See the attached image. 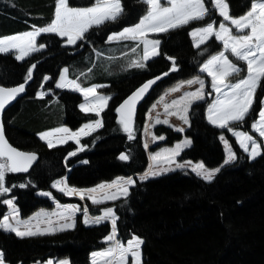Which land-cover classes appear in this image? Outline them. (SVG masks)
I'll list each match as a JSON object with an SVG mask.
<instances>
[{
  "label": "trees",
  "instance_id": "1",
  "mask_svg": "<svg viewBox=\"0 0 264 264\" xmlns=\"http://www.w3.org/2000/svg\"><path fill=\"white\" fill-rule=\"evenodd\" d=\"M94 2L69 0L71 7H88ZM227 3L229 14L235 18L250 7V0H227ZM121 4L123 13L117 21L90 28L75 45H65V39L57 34L43 33L37 37V43L46 47L23 61L16 60L14 52L0 53L2 86L24 82L27 69L36 65L25 95L4 111L3 125L12 146L37 156L27 172L6 173V186L16 187L0 195V218L6 210L2 201L7 197L15 198L22 217L40 208H51L46 197L36 194L39 190H48L60 202H84L90 215L113 207L118 217L117 239L126 241L135 235L144 240L142 264H264V155L250 159L227 129L209 122L207 109L212 101V95H208L211 90L206 91L204 100L190 106L189 123L183 132L165 125L155 126L154 133L164 139L152 147L171 146L186 137L191 144L182 149L178 161L203 162L208 169H214L225 160L219 138L224 135L237 159L225 165L211 183L187 168H180L136 180L127 197L99 205L87 199L65 197L50 187L53 180L63 176L69 186L88 188L143 172L148 157L141 145V131L148 106L167 87L198 76L201 64L223 49V44L213 37L199 48L191 43V29L213 18L219 19L211 9L212 0H205L209 15L158 34L159 55L146 61L143 69L129 67L133 60H140L141 45L133 40L108 41V35L137 23L147 5L142 0H121ZM54 7L55 0H0V37L22 33L33 26H47L53 18ZM227 56L242 69L230 78L242 77L245 63L230 53ZM173 62L176 70L170 71ZM62 67H66L68 77L77 80L82 87L104 85L100 91L111 99L99 115L79 109V93L54 87ZM162 72L168 75L139 106L133 121L134 138L129 140L119 123L116 107L138 85ZM45 76L50 79L43 81ZM40 88L51 92L38 97ZM263 95L264 81L256 90L252 110L243 122L230 125L233 129L250 131L261 109ZM98 117L103 127L81 137L79 144L86 147L74 156L69 157L68 153L77 149L76 143L68 141L48 148L37 136L62 125L77 129ZM121 153L127 154L129 159L120 160ZM20 184L27 186L21 188ZM110 228L108 221L84 225L78 215L73 228L52 234L21 238L0 229V251L5 254L6 264H32L47 258L67 259L69 264H90L91 252L105 247L104 237Z\"/></svg>",
  "mask_w": 264,
  "mask_h": 264
},
{
  "label": "snow or ice",
  "instance_id": "2",
  "mask_svg": "<svg viewBox=\"0 0 264 264\" xmlns=\"http://www.w3.org/2000/svg\"><path fill=\"white\" fill-rule=\"evenodd\" d=\"M146 3V14L142 16L137 24L131 27H125L118 33H112L108 36V41L113 40H139L143 43V55L140 60H133L129 67L145 68L146 61L159 55L158 47L159 40H148L147 34L149 32L164 33L170 29H175L183 25L189 24L191 21H198L204 19L210 13V9L205 6V0H166L168 6H164L161 0H142ZM212 6L219 11V15L223 17V21H230L233 27H229L223 21L219 23L218 28L215 22L207 23L202 28H196L191 33L193 36H199L195 46L197 48L204 44L211 37L223 42L224 49L234 56L238 61L246 63V75L235 83L229 81L230 77L242 71L237 64L228 59L225 51L219 52L207 60L201 71L207 72L211 77V88L217 94L216 99L208 106V120L221 129H227L232 132L237 138V142L245 153L249 154L250 159H255L258 156L264 155V150L261 149V143L257 142V138L243 131H233L230 126L233 123L243 122L252 110L255 102L256 90L264 81V0H250L249 10L234 18L229 14V4L227 0H212ZM123 7L121 0H95L94 4L89 7H71L69 0H55L54 15L47 26L35 27L33 30L23 34L12 35L7 38L0 39V53L8 54L15 53V59L18 61L25 60L26 57L32 53L39 52L46 47L44 44H37V37L43 33H53L60 37H66L65 43L68 45H75L78 40L84 38V34L92 27H99L108 22H115L122 15ZM233 28L236 33L233 34ZM133 52L136 48L132 49ZM169 60L174 58L168 57ZM36 67L32 64L27 69V74L24 77V82L14 87L0 86V112L5 107L16 99L18 95L25 91L27 83L32 79L33 69ZM175 63L170 71H175ZM91 71V69H89ZM68 69L65 68L61 73L60 80L56 83L57 88H71L75 91H80L85 98L93 97L94 101L91 105L81 104L80 109L86 113L94 112L100 114L107 106V101L111 97L98 96L96 92L97 86L82 88L77 80H67L66 74ZM164 76L168 73H163ZM50 77L45 76L44 80H49ZM161 79L160 76L144 83L140 88L133 92L123 103L116 109L120 113L121 118L119 123L123 126V131L128 134V139L131 140L133 136V121L135 115V106L144 95L148 92L150 87ZM184 83L189 85L198 83L199 88L196 91L185 92L178 100H173L171 105L165 104L167 111L171 106H176V112H168V115H177L184 123H188V109L194 101L203 100L205 98L204 81L196 77ZM170 91H178V88H172ZM46 95L44 92H37L38 97ZM208 95H212L211 92ZM163 99V98H162ZM180 105H183L181 110ZM261 109L258 113V119L255 120L251 127L255 132L259 133L260 138H264V100L261 101ZM153 108L156 107L154 104ZM181 111L183 114H181ZM156 123L168 124L169 121L164 119L161 121L156 119ZM103 127L102 120H95L83 125L80 129L72 132L68 128H58L52 131L38 134L41 140L46 141L48 148L56 147L57 144L67 143L69 140H75L77 144L80 142L81 136L91 135L96 129ZM177 131H183L182 128H177ZM56 134H62L57 137L55 143L53 137ZM154 140H163L164 137H154ZM225 150L227 153L226 159L223 163L214 169H208L203 162L191 165V162H185L191 165V170L204 181L211 183L216 174L221 169L237 159L236 153L232 150L229 141L221 136ZM191 144L190 140H184L177 143L173 148L163 150L167 153L164 156L169 163H172L176 156L180 154L184 147ZM86 147V146H83ZM83 147L77 148L76 151L68 153V156L76 155V152L83 151ZM147 147V144H145ZM162 153H155L152 156L153 160L160 159ZM37 159L35 153H25L17 150L9 144L5 132L4 125L0 122V195L10 193L13 187L6 186V173L27 172L29 167ZM67 159V158H66ZM120 160H128L129 156L121 153ZM177 168H184L185 164H176ZM172 169L163 168L159 171L149 170L139 177L140 180H146L149 177L161 175ZM30 183V182H29ZM136 181L132 177L121 178L118 177L110 184H100L90 189H77L69 187L66 180H57L52 187L57 189L67 196H79L81 200L87 198L91 200L92 204L99 205L104 201H115L120 197H127L129 195V186H132ZM26 184H20L19 187L24 188ZM115 191H110L111 189ZM97 193L102 195L97 198ZM44 196L52 197L51 192L41 193ZM54 199V197H52ZM14 197L11 199H4L2 203L7 205L10 212L4 214L0 218V229L6 232H13L18 237H31L36 235L52 234L57 231H63L73 228L74 221L72 217L77 212H82L83 222L85 224H100L104 221H110L111 232L104 237L110 246L101 252H93L92 264H98L97 257L103 258L105 264H142V245L144 240L138 236L133 235L126 242L117 239V220L115 209L107 207L103 209V214L100 216L89 217V209L87 206L81 208L79 205L68 204L59 205L62 211L53 212L51 215L57 216L65 222L59 227L54 226L53 220L45 214L44 219H40V213L29 217L28 220H21L19 218V210L14 203ZM43 213V210H41ZM35 220V224L32 221ZM15 221V223H13ZM46 225L41 227V225ZM23 225V230H21ZM0 264H6L5 254L0 251ZM40 264V262H37ZM46 264H54L53 260L49 259ZM59 264H69L67 260L59 261Z\"/></svg>",
  "mask_w": 264,
  "mask_h": 264
},
{
  "label": "rangeland",
  "instance_id": "3",
  "mask_svg": "<svg viewBox=\"0 0 264 264\" xmlns=\"http://www.w3.org/2000/svg\"><path fill=\"white\" fill-rule=\"evenodd\" d=\"M161 3L162 4H164V6H168L167 5V3H166V0H161ZM92 6V5H91ZM89 7V6H88ZM211 9H213L214 11H215V13L219 16V19L216 21L215 20V18H213V19H211L208 23H210V22H215V26L218 28V26H219V23L221 22V21H223V17H221L220 15H219V11L218 10H216V9H214L213 8V6H212V8ZM146 14V11H145V13L142 15V16H144ZM245 14V13H244ZM141 16V17H142ZM140 17V18H141ZM235 18V17H234ZM236 18H238V17H236ZM140 20V19H139ZM139 20H138V22H139ZM137 22V23H138ZM225 24H227L229 27H233L232 25H231V22L230 21H223ZM137 23H135V24H137ZM135 24H133V25H130V26H126V27H131V26H134ZM204 26H206V24L205 25H203V26H200V27H195V28H193V29H191L190 30V32H189V36H190V38H191V43L193 44V46H195V44H196V41L199 39V36H193L191 33L193 32V30L194 29H196V28H202V27H204ZM125 28V27H124ZM31 30H33V29H31ZM31 30H28V31H31ZM123 30V28L122 29H120L119 31H115V32H112V33H118V32H120V31H122ZM28 31H25V32H28ZM25 32H22V33H15V34H11V35H6V36H1L0 37V39H2V38H7V37H10V36H12V35H16V34H23V33H25ZM112 33H110L109 35H111ZM158 34H161V33H156V32H149L148 34H147V39L148 40H159L158 38H157V35ZM233 34H238V33H236V31H235V29L233 28ZM59 36V35H58ZM60 37V36H59ZM61 38H64L65 40H64V44L65 45H68V44H66L65 43V41H66V37H61ZM212 38V37H211ZM213 38H215V37H213ZM140 45H141V53H140V56H142L143 55V43L141 42V41H139V40H136ZM217 41H219V40H217ZM222 44H223V42L222 41H220ZM38 44V43H37ZM39 45V44H38ZM160 45V44H159ZM221 51H225V54L227 55V53H229V52H227L225 49H224V47H223V49L221 50ZM220 51V52H221ZM219 52H217V53H215V54H212L211 56H209L202 64H201V66H200V68H199V72H200V74L198 75V76H194V77H192V78H189V79H186V80H182V81H178V82H176L174 85H171V86H169V87H167L165 90H163L157 97H156V99L148 106V108H147V111H146V113H145V121H144V123H143V126H142V131H141V145H142V147L145 149V151H146V153H147V157H148V164H147V166H146V168H145V170L143 171V172H140V173H137L136 175H134V176H129V177H132L135 181L136 180H140L139 179V177L141 176V175H143L145 172H147V171H149V170H153V171H159V170H161V169H163V168H170V169H172V170H175V169H180V168H177L176 167V164H185V167L184 168H187V169H189V170H191V165H195V164H197V163H199V162H192V161H189V160H185V161H178V156H176L175 157V159H174V161L172 162V163H169L168 161H167V159H165L164 158V156H166L167 155V153H164L163 152V150H165V149H170V148H173L177 143H181L182 141H184V140H189L188 138H186V137H183L181 140H179V141H177V142H175L173 145H171V146H161V147H155V148H153L152 149V147H154L159 141H161V140H159V139H156V140H154L153 138L154 137H160L159 135H156L155 133H154V127L155 126H157V125H165V126H168V127H170L171 129H173V130H175V131H177L176 129L177 128H182L183 129V131H184V129L188 126V123H189V120H188V123L186 124V123H184V121L183 120H181L177 115H168V112H176L177 111V107L176 106H171L167 111L165 110V107H164V105L165 104H168V105H171L172 104V101L173 100H178L180 97H182L183 95H184V93L185 92H192V91H196V89H198L199 88V84L198 83H195V84H191V85H189V84H187V83H184V82H186V81H188V80H192V79H194V78H196V77H199V79H201V80H203L204 81V84H205V87H204V92H205V95H206V91L207 90H211V92H212V101H211V103L216 99V96H217V94L215 93V91L211 88V77L207 74V72H203V71H201V68H202V66H203V64L207 61V60H209L212 56H214V55H217ZM229 59V58H228ZM230 60V59H229ZM244 62V61H243ZM245 63V62H244ZM65 69V67H63L62 69H61V72H60V75H59V77L57 78V80H56V82H55V84H54V87L55 88H57L56 87V83L60 80V76H61V73L63 72V70ZM245 74H246V63H245ZM245 76V75H244ZM66 77H67V80H73V79H70L68 76H67V74H66ZM239 79H242L241 77L240 78H237V79H231V78H229V81L231 82V83H235V82H237ZM43 81H44V79H43ZM93 85H95V86H97V88H96V92H97V95L98 96H107V97H110V95H108V94H106V93H104V92H101L100 91V88L102 87V86H104L103 84H93ZM93 85H90V86H87V87H92ZM206 86H208V89H207V87ZM82 87V86H81ZM87 87H82V88H87ZM172 88H178V91H175V92H172V91H170V89H172ZM57 89H67V90H71V91H75V90H72L71 88H57ZM38 92H44V93H46V94H50V90H45V89H42V88H40L39 90H38ZM75 92H77V93H79L80 94V96H81V101H80V103L78 104V107H79V109H80V105L81 104H89V105H91L92 103H93V101H94V98L93 97H88L87 99L85 98V96H84V94L82 93V92H80V91H75ZM206 97V96H205ZM163 98V99H162ZM205 99V98H204ZM203 99V100H204ZM263 100H264V96H263ZM199 101H201V100H199ZM108 102V101H107ZM194 102H197V101H194ZM193 102V103H194ZM192 103V104H193ZM210 103V104H211ZM156 105V107L155 108H153L152 106L153 105ZM191 104V105H192ZM180 108H181V110H182V108H183V105H180ZM189 109H190V107H189ZM189 109H188V112H189ZM81 110V109H80ZM82 111V110H81ZM92 113H94V112H92ZM181 114H183L182 113V111H181ZM187 117H188V113H187ZM207 117H208V109H207ZM157 118H159L161 121H163L164 119H167L168 121H169V123L168 124H164V123H156V119ZM97 119H99V120H101V117L99 118H97ZM97 119H95V120H97ZM258 119V117L255 119V120H257ZM95 120H92V121H95ZM254 120V121H255ZM92 121H87V122H85V123H83L81 126H79L77 129H70L69 127H67V126H65V125H62V126H59V127H56V128H53V129H49V130H46V131H42V132H40V133H44V132H48V131H52V130H54V129H58V128H68L69 130H71L72 132H75V131H77L78 129H80L83 125H85V124H88V123H90V122H92ZM253 121V122H254ZM210 122V121H209ZM252 122V123H253ZM211 123V122H210ZM252 123H251V125H252ZM212 124V123H211ZM216 126V125H215ZM183 131H181V132H183ZM233 131H243V130H241V129H233ZM243 132H246V131H243ZM40 133H38V134H40ZM230 134H232L233 135V133L232 132H229ZM247 133H249L250 135H253L255 138H257V142L258 143H261V149H264V138H260L259 137V133L258 132H255L253 129H252V127L250 126V131L249 132H247ZM37 134V136L39 137V135ZM60 135H62V134H56L52 139H53V142L55 143V141H56V139H57V137L58 136H60ZM221 136H224V135H220L219 136V138L221 137ZM234 136V135H233ZM81 137H83V136H81ZM80 137V138H81ZM40 138V137H39ZM234 138H235V140L237 141V138L234 136ZM44 143H46V141H44V140H42ZM69 141H72V142H74V143H76V141L75 140H69ZM220 141H221V144H222V146H223V148H224V151H225V159H226V156H227V153H226V150H225V146H224V143H223V141L220 139ZM65 144V143H64ZM145 144H147V147H145ZM237 144L239 145V143L237 142ZM46 145H47V143H46ZM57 145H62V144H57ZM76 145H77V148H80V147H82L80 144H77L76 143ZM240 146V145H239ZM185 148V147H184ZM183 148V149H184ZM241 148V147H240ZM242 149V148H241ZM243 150V149H242ZM76 151V150H75ZM74 152V151H73ZM155 153H162V157L160 158V159H157V160H153L152 159V156H153V154H155ZM247 155H248V157H249V154L248 153H246ZM185 162H191V165H188V164H186ZM171 171V170H170ZM192 171V170H191ZM193 172V171H192ZM165 173V172H164ZM194 173V172H193ZM195 174V173H194ZM118 178V177H117ZM117 178H115V179H113V180H111V181H109V182H102V183H99V184H97V185H100V184H110L112 181H114V180H116ZM121 178H127V177H121ZM149 178H151V177H149ZM57 180H65V176H63V177H61V178H58V179H55V180H53L52 182H51V184H50V187L52 188V189H54V190H56V191H58L57 189H55V188H53L52 187V185H53V183L55 182V181H57ZM97 185H95V186H92V187H88V188H77V189H90V188H94V187H96ZM69 186V185H68ZM69 187H72V186H69ZM73 188H75V187H73ZM129 188H130V186H129ZM110 191H115V189L113 188V189H111ZM44 192H51V191H48V190H39V191H37L36 192V194H38V195H40V196H43V197H46L50 202H51V204H52V207L51 208H49V209H47V208H40V209H37V210H35L34 212H32L29 216H27V217H22V216H20V213H19V218L21 219V220H28V218L29 217H33L35 214H38V213H40L41 214V216L39 217L40 219H44L45 218V214H47V216L48 217H50L52 220H53V222H54V226H56V227H59V225L60 224H62V223H64L65 221L64 220H62V219H60L59 217H57V216H54V215H51L53 212H59V211H62V208H58L57 207V202H59V205H61V206H63V205H68V204H74V205H79V206H81V208H83L84 206H86L85 204H84V202H82V203H76V202H60V201H58L56 198H52L53 197V195H52V197H47V196H44V195H42L41 193H44ZM59 192V191H58ZM61 193V192H60ZM64 195V194H63ZM94 195H96L97 196V198H99L101 195H102V193H97V194H94ZM65 197H68V198H78V199H80L79 198V196H67V195H64ZM11 198H13V197H7V198H5V199H11ZM121 198V197H120ZM85 199H87L88 201H90L91 202V200H89L88 198H87V194H85ZM84 199V200H85ZM81 200V199H80ZM83 201V200H82ZM110 201V200H109ZM109 201H104L103 203H106V202H109ZM92 203V202H91ZM16 206V205H15ZM17 208V207H16ZM107 208V207H106ZM113 208V207H112ZM103 209L104 208H102L101 210H100V213L99 214H97V215H90L89 213H88V215H89V217H95V216H100V215H102L103 214ZM41 210H43V213H42V211ZM10 212V209L8 208V206L6 205V210H5V212L2 214V216L4 215V214H7V213H9ZM80 216V219H81V222L84 224V225H94V224H85L84 222H83V214H82V212H77L76 214H75V216H73L72 217V220L74 221V225H75V223H76V218H77V216ZM2 216H1V218H2ZM35 220H33L32 221V223L33 224H35ZM109 222V224H110V226H111V223H110V221H108ZM13 223H15V221H13ZM46 225H41V227H45ZM21 230H23V225H21ZM58 232V231H57ZM110 232H111V228H110ZM110 232L108 233V235L110 234ZM15 234V233H14ZM130 239V238H129ZM119 240V239H118ZM105 241V240H104ZM121 241V240H120ZM127 241V240H126ZM126 241H122V242H126ZM110 243H115L114 241L113 242H106L105 241V247H103L102 249H99V250H95V251H93V252H101V251H103V250H105L106 248H108L109 246H110ZM93 252H91V254L93 253ZM91 254H90V264H92V256H91ZM49 259H51V260H53V262H54V264H59V261H63V260H67V259H57V258H47V259H45V260H43V261H37V262H40V264H46V262L49 260ZM97 259V261H98V264H105V260L103 259V258H100V257H97L96 258ZM68 261V260H67ZM37 262H34V263H32V264H37ZM129 264H131V262L129 261Z\"/></svg>",
  "mask_w": 264,
  "mask_h": 264
},
{
  "label": "water",
  "instance_id": "4",
  "mask_svg": "<svg viewBox=\"0 0 264 264\" xmlns=\"http://www.w3.org/2000/svg\"><path fill=\"white\" fill-rule=\"evenodd\" d=\"M163 73H168V72H162V73H160V74H157V75H155V76H152V77H150V78H148V79H146L144 82H142L140 85H138L135 89H133L118 105H117V107H116V109L123 103V101L125 100V99H127L133 92H135L138 88H140L144 83H146L147 81H149V80H152V79H154L155 77H157V76H160L161 77V79H159V80H157L156 81V83L155 84H153L151 87H150V89L148 90V92L144 95V97L139 101V102H137V104H136V106H135V115H134V118L136 117V114H137V111H138V108H139V106L143 103V101L145 100V98L149 95V93L151 92V90L161 81V80H163L166 76H164L163 75ZM31 81V80H30ZM30 81L27 83V85H26V87L28 86V84L30 83ZM23 83V82H22ZM21 84V83H20ZM19 85V84H18ZM18 85H14V86H18ZM0 86H2V85H0ZM14 86H4V87H14ZM26 87H25V91L23 92V93H21L20 95H18L17 97H16V99L15 100H13L10 104H8L6 107H5V109L2 111V112H0V122H2L3 123V114H4V111L8 108V107H10L11 105H13L18 99H20L22 96H24L25 95V93H26ZM117 112V111H116ZM117 114H118V116L121 118V115H120V113H118L117 112ZM10 144V143H9ZM14 147V146H13ZM14 148H16V147H14ZM17 150H19V151H22V152H25V153H33V152H30V151H24V150H21V149H18V148H16ZM35 161H33V163H34ZM32 163V164H33ZM32 164H31V166H32ZM30 168V167H29ZM21 173H24V172H21Z\"/></svg>",
  "mask_w": 264,
  "mask_h": 264
}]
</instances>
